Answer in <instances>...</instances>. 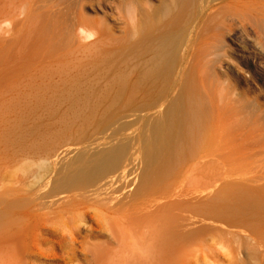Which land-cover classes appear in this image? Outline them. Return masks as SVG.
<instances>
[{
	"label": "rangeland",
	"instance_id": "1",
	"mask_svg": "<svg viewBox=\"0 0 264 264\" xmlns=\"http://www.w3.org/2000/svg\"><path fill=\"white\" fill-rule=\"evenodd\" d=\"M1 1L2 3L0 4V15L3 13L2 9H4L3 11L5 15L6 12H13V9L17 10L13 12L14 15L19 14L24 8L26 12L25 10L23 11L24 14L21 12V15H17V18H13V21L11 19V13L7 14L8 17L4 16L3 18L2 15L0 16L3 19H7V21H4L5 23L12 24V26L8 25L6 28L7 24L5 25L2 22L4 25L0 27L5 28L4 30L1 29L5 33L1 32L0 30V52L2 51V56L0 55V79L2 80H0V194H6L8 191L14 189H35L39 184L48 182L50 183V185H48V187L46 188V192H50V194L48 195H51L49 196L48 201L53 202L47 203L48 205L55 206L57 204H60V201L62 199L63 202H67V204H70L73 201L77 200L90 201L94 199H106L109 198L110 194H115V197H110L109 199H115V202L119 201V205H122L123 203V200H120L122 198L119 197V195H126L127 197H131V203H134L137 207L141 200L150 202L153 205L148 209L146 208L145 215H142V219L145 220L143 224L139 223L141 222L139 220H135V222H133L134 219L131 217L130 220L127 217H121L122 214L119 213L118 215L114 216L115 223L111 222V229L109 231H99V228L95 224H92L91 228L82 229L81 234L76 237V240L73 243V250L68 253L67 251H65L64 253L62 252L59 237L49 235L45 233L44 230L41 229V227H39L32 231V233H35V236L37 235L36 237H33V235L29 233L19 238L18 241L21 247L20 256L24 257L22 255L23 251L34 252L35 249H38L44 255L34 254L35 256L28 260H24L20 263H14L264 264V195L258 192L259 189H255V187H262V182L252 185L254 186V189L250 192L243 188V186L242 188L244 192L242 191V188H240L241 186L239 187L238 185L233 184L235 185V187H231L234 188L231 191H235L233 192V196H237L241 193L243 200L249 197V199L245 200V204L244 202L242 203L243 205H248V207L246 206V213H243L245 216H243L242 214V217H239L244 219L241 220L243 224H237L240 227L234 225L233 222L229 221L227 218H217L216 216L218 215L215 213V208L221 203L220 200L222 199L223 195H228L223 193L225 191L227 192L228 190H224L223 192L219 190L220 192H222V194L220 195V199L217 195V193L219 194L220 192H215L216 189H213V186L218 184V182H215V173L218 174V171L219 173L222 172V170L220 171L221 165H214L218 164L217 160L216 163L215 160H212L213 163L209 162L210 164L201 161L202 159H199L198 157L200 151L196 150L199 149L197 147L200 146L196 145V148H191L193 146L192 144V146L189 148L190 151L187 149L188 152L186 151L185 154L181 156L183 157V160L185 159L184 163L181 160L179 163L175 164V167L172 168V171L169 172L168 175L155 181L151 180L147 185H142L141 181L137 178L133 179L132 177L134 176V174L132 173V171H128L125 173V180L127 179L131 181H129L127 184H122L121 187H118L117 183H114L110 189H106L102 183H97L95 185L87 186L81 189L61 191L57 190L58 192L51 191L52 184L50 181H56L58 179L55 160L57 159L56 155H58L64 148L72 146H82L84 144L92 142L93 139H97L99 136H101L102 124L106 122V120L109 118V115L111 118L114 115V111H117V108L119 111L115 113H119L120 108H123V104L121 103V101H118V104L115 103L116 105L113 104V99L116 96V89L115 84L113 85V78L115 80L118 79V74L121 75L120 72L125 73L124 71H126L125 74L127 75V77L129 75L127 74V72L129 73V71H127L129 70V67L127 66V64H125L126 59H124L122 56L124 55L125 58L126 56L130 57V53H126V49L128 48L126 40L128 42L129 37L128 35L126 36V34H130V16L128 17V14L131 12L130 8L133 4L130 5V3L127 2H131L132 0H127V2L126 0ZM150 1L152 3L155 2V4L157 5L155 6L154 4H152L154 5L153 7H158L159 0ZM261 1H263L264 5V0ZM7 2H10V4H8ZM126 3L127 5H129L127 6ZM8 6L12 7L11 10H8ZM128 9H130L129 13ZM218 15L217 13H214L212 14V17H214L210 18H215L214 21L218 24L213 23L214 21L211 22V20L208 19L209 23L207 22L206 28L209 29V32L207 31V29L206 31L208 33L206 31V33L204 32L205 34H208L205 35V40L206 42H209L210 46L211 42L209 40V36L213 37L212 39L216 41L221 38L222 33L226 32L225 35H227L226 41L228 44L224 49L225 51H221L223 53H218L219 51L216 49H210L204 54L206 55V53L208 52L207 56H204V58L201 57V62L199 61V64H201L198 65V68H196L198 74L196 76V79H198V83L200 84L199 87H203L202 85L204 82V84L207 83L210 88L208 87L209 89H207V91H205L204 88H200L201 91L199 90V93L196 95L203 97L204 100L202 99V97L198 98L199 101L201 100V102L203 103L210 100L209 103L211 104L212 115L211 118H205V123L208 122V120L209 122L213 123V121L215 122V119L222 116L225 120V123L231 124L237 132L251 137L250 135L254 133V131H256L257 134L261 132V130H263L264 123H255V115L257 114L253 112L250 113L248 111L246 113L244 110L245 107H248V105L253 102L255 103L254 105L259 108L260 112L264 111V74H262L263 76H259L260 79H263V82L259 83L258 89L246 90L244 87H239L237 85L232 74L225 67H227V63H234L238 67L243 66V61H240L242 60L240 58V42L242 41V30L245 29L247 34L250 35L252 39H254V37L259 38V35H261L262 39L260 41H264V26L262 29L260 28V30L257 27H254V24L252 25V23L241 17H226L224 15ZM19 19L23 21H19ZM47 23L50 29H48V31H45L47 29L43 28L48 27V25L46 27ZM116 25L119 27V29H117L118 27ZM80 27L86 29L92 28L90 29L91 31H94L96 29L94 36L88 37V39L83 36H79L78 28ZM211 27H214V29H211ZM222 27L223 29L225 28V32L224 30L220 29ZM41 28L43 32H41ZM22 29L24 30L22 31ZM256 31H259L260 33L257 32L258 34H256ZM19 33L21 34V36ZM23 34H26L25 37ZM119 35L122 38H120ZM217 36L220 38H218ZM118 37L121 39L120 42H117L119 39ZM214 37L218 39L215 40ZM124 40L126 45L123 44ZM23 41L25 42V44L23 43ZM27 43L30 45L31 43H34L33 45H36L33 46L34 49L32 45L31 47H29L30 49H33V51L28 48ZM52 43H54L56 46V48L53 49L52 52L49 51L50 53L48 54L40 52L39 54L35 55V53H38L40 49H47L48 45ZM21 45L22 47H20ZM38 45L39 49L37 48ZM6 46H8V48ZM113 48H116L115 51ZM35 49H37L38 52ZM122 50H125V53ZM31 52H34V54H32ZM73 52L74 54H72ZM127 52L129 51L127 50ZM226 52L229 53V55ZM60 54L61 56H58ZM26 55L30 56L28 57ZM75 55L76 57H74ZM225 55H228L229 57H226ZM50 56L51 58H49ZM26 57L28 59L23 61L24 58L26 59ZM30 57L34 58L30 59ZM117 57L121 60L117 61ZM70 58H73L75 62L73 61L71 63L72 59ZM228 58L232 60H229ZM42 59L43 61H41ZM202 59L204 60L202 61ZM31 60H33V63L31 62ZM68 61L71 64H69ZM21 62L22 64H20ZM130 62L131 59L129 62H127L128 65L130 64ZM57 63V66H59L60 64V68L56 66ZM51 64L53 65L51 66ZM22 65H24L25 68ZM69 65H71L70 67H73L72 65H75L74 68L77 67L75 68V71L73 70V72L75 74V72L77 71L76 73L80 75L76 74L75 76H73L75 77V79L72 77L73 72L71 73V75L69 73V75L67 74V72L72 69H70ZM65 67L69 68H66L68 70L66 72L67 75H65ZM210 68L213 70L211 71ZM17 69L21 71L18 72ZM41 69H44V72L40 71ZM117 69L121 71H118ZM12 71L15 73L18 72L15 77ZM58 71H60V73ZM216 71L217 73H219V75L214 76V72ZM9 73H12V75H8ZM63 75L67 78L69 76L71 77L68 79H64ZM124 76L125 75L123 74V77L121 76V78L123 79L126 77ZM69 79H73V82ZM4 80L8 81L5 82ZM39 80L43 82L41 83ZM65 80H69L68 82H71L68 83L67 81L65 82ZM9 81L11 82L10 84ZM44 82H46L49 86L51 85V87L55 86V91L50 87L48 88L46 84L44 85V87L47 86L46 88L48 89H44L49 91L43 92V95L42 93L41 95H39L40 92H42L41 87L43 86V84H45ZM37 83L39 86H41L39 87L40 89H38ZM63 83L64 85L66 84V89H63ZM198 83L196 80L197 87ZM33 84L36 85L34 87H37V90H40V92H38L39 94L36 92L37 90H33V88L31 90ZM124 84L128 85L127 79ZM27 86H29V89L27 88ZM58 86H61L60 89L63 87V90H59L60 93L56 88ZM127 88L128 86H126L125 91H123V97L121 98L128 97ZM50 89L52 90L50 91ZM26 90H31L32 94L34 93V91L35 93H37L35 94L36 96L38 95V99L36 101L37 103H39L40 100L39 96H41V99L45 100L47 98H50L47 96H51L53 94L52 92H54V95L52 96L53 100L50 98L52 101H48L47 99L43 103L41 102L43 100H40V102L42 103H40L41 106H45L41 107L40 105L35 103L37 97L35 95H30L29 97L28 93H25ZM18 92H23L21 93L23 95L26 94V96L29 97V100H33V103L27 100L26 96H24V98L21 94V96H19ZM11 93L13 96H16L17 93V97H14L15 99L18 98L19 100V98L21 97L20 101L22 99V101H29L31 104L28 102V105L26 104V106H24L25 102L21 101V103L19 101L18 105L17 100H12L13 96H10ZM113 93H115L114 97ZM206 93L208 94L206 96L210 99L205 96ZM44 94L46 95L45 99ZM72 94L76 97L78 96L79 101L76 97L74 99V96ZM70 95L73 97L74 101L79 102L78 105L80 107L77 105V102L76 105H74L75 102H71ZM9 96L12 101L8 98ZM204 97L208 100H205ZM14 101L16 104L14 103ZM44 103L47 105H44ZM82 103H84V105ZM109 103L111 106L108 105ZM36 104L38 106H36ZM106 104L108 106H106ZM13 105H15L14 107L16 110L13 108ZM82 105L85 107L81 108ZM8 106L12 107L10 108L11 110H8ZM106 108L108 110H106ZM110 109L113 112V115H111L112 112L110 111ZM105 110L107 112H110L106 115ZM9 111H11V113ZM11 118L16 119L14 121V119L12 120ZM10 119L15 123L17 122V124H12V121L9 122ZM7 122L8 124H5ZM7 126H11V129L9 128L8 130ZM253 149L256 148L253 147ZM263 156L264 155H257V157H255V161L264 159ZM262 163L264 164V161H261L260 164ZM40 164L42 165L41 168ZM75 166V164H71L69 165L68 169H74ZM217 166H219L220 168ZM154 172V170L153 172H149V176L151 177ZM237 187L240 189L236 192V190H238ZM235 188L237 189L235 190ZM230 189L229 192L230 195H232ZM254 190H256L257 194L253 192ZM210 191L214 192V195H217L218 198L217 196L212 195L213 193L211 194ZM248 192L253 193L249 194ZM243 193H245V195ZM257 195H259L258 198ZM251 196L254 198L253 200ZM261 196L263 197L261 198ZM250 198L252 201L250 200ZM218 199L220 203L218 202ZM254 200L256 202L257 200L261 201L260 203L258 202V204H254ZM248 202H250L251 204L249 203V205ZM216 203L218 205H216ZM213 204L216 206L214 208L212 207V210L214 212H211V208L209 207L213 206ZM252 204L254 205V207L252 206ZM256 205H262V209ZM139 206L142 205L139 204ZM154 208L157 210V215L160 220L159 229L155 224L157 217ZM252 210L253 213H250V211ZM256 211L259 212L258 215H261H257L258 218L257 216H254L257 214H254V212ZM114 214L115 213H112V215ZM214 214H216V216ZM251 214L253 217L249 219V216H251ZM247 221H249L250 223ZM245 225H247V228H244ZM67 242V244L72 243L69 241ZM36 243L39 244L38 247H40L41 249H39L38 247L35 248ZM48 250L49 252H47ZM2 252V247L0 245V264H14L12 263L13 261H10V259L7 258V256Z\"/></svg>",
	"mask_w": 264,
	"mask_h": 264
},
{
	"label": "bare ground",
	"instance_id": "2",
	"mask_svg": "<svg viewBox=\"0 0 264 264\" xmlns=\"http://www.w3.org/2000/svg\"><path fill=\"white\" fill-rule=\"evenodd\" d=\"M132 1L127 2L126 0V2L130 3V5L133 4L130 8L131 12L130 9H128V13L129 12L131 13V14L129 13L130 15L128 14V17L130 16V28H129L130 34H126V36L127 35L129 36L128 42L126 40V44H128V48L126 47L127 48L126 53H130L129 54L130 57L126 56L125 58L124 55L122 56L124 59H126L125 60L126 63L125 61L124 63L127 64V66L129 67V70L126 69L127 71H129V73L127 72V74L129 75L127 77V75L125 74L126 71H124L125 73L120 72L121 75L117 73L119 80L118 79L115 80L113 78V80L115 81V83L113 81V85L115 84V89H116L115 91L116 96L114 95L115 93H113V97L115 96L113 99V104L115 103L118 104V101H121V103L123 104V108L122 107H121L122 109L120 108L119 113H115L119 111L117 108V111L116 110L114 111V115L110 109V111L112 112L111 115L113 116L110 118V115L108 114L109 118L107 120L105 118L106 122L104 120L103 121L105 123L102 121L104 123L102 124V128H101L102 133L101 136H99L97 139L95 140L93 139L92 142L89 141L90 143L84 144L82 146L67 147L64 148L60 153L58 152L59 154L56 155L57 159H55L58 179L56 181L54 180L50 181L52 184L51 191L81 189L87 186L95 185L97 183H102L106 189H110L114 183H117L118 187H121L122 184L124 183L127 184L129 181H131L127 179L125 180L126 177L125 173L128 171H132V173L134 174V176L132 177L133 179L137 178L141 181L142 185L143 184L147 185L150 183L151 180L155 181L168 175V173L172 171V168L175 167V164L179 163L181 160L184 163L185 159L183 160V157L181 156L185 154L187 149L190 151L189 148L193 144L191 148L193 147L196 148L197 146H200L197 147L199 149H196L200 151V153L198 154L197 153L198 151L196 153L198 154L199 159H202L201 161L210 164L209 162L213 163L212 160H215V163L217 160L218 164H214V165H221L222 169L219 166L217 167H219L220 171L222 170V172L219 173L218 171L219 169H218L217 170L218 174L215 173L216 176L215 182L216 183L218 182V184L213 186V189L217 190V191L215 190V192H220L219 190H221L222 192L224 190H228L227 191L228 193L226 191L223 192L224 194H228L225 196L223 195L224 199L223 197L222 199L220 197L222 192H220L219 194L217 193V195L221 199L220 200L221 203L219 202L218 199V202L220 203L219 205L216 203V205L218 206L214 204L213 206H210L209 208H211V212L213 211L212 207L214 208L216 206L215 213L218 216H216V214L214 215L217 218H221V219L227 218L229 221L233 222V224L236 226H238L237 224H241V223L243 224L241 220L244 219L239 217H242L241 215L243 213H246L245 211L248 205H243L242 203L244 202L245 204V200L249 199V197L248 198L245 197L246 199L243 200L241 193L238 194L237 196H233V192L235 191H231L232 189H234L231 187H235V185H238L239 187L241 186L240 188H242L243 186V188H245L250 192L251 190L254 189V186L252 185H255V183L262 182L261 183L262 187H257V188L255 187V189H259L258 192L264 195V164L263 163L260 164L261 161H264V159H259L258 161H255V157H257V155H264V139H263L264 128L263 130H261V132L257 134L256 131H254V133L250 135L251 137H248L244 134L237 132L231 124H226L222 116L215 119V122L213 121V123L209 122V120L208 122L205 123L204 122L205 118L206 117L211 118L212 115L211 104L209 103L210 100L204 97L205 100L208 101L203 103L201 102V100L199 101L198 99L199 97L202 96H198L196 94L199 93V90L201 91L200 88H204L205 91H207V89H209L210 87L207 83H206L207 85L204 84V82L202 85L203 87H199L200 84L198 83V79H196L197 78L196 76L198 75L196 68H198L199 67L198 65L201 64V63L199 64L201 57L204 58V56H207L208 52L206 53V55H204L206 51L210 49L211 50L216 49L219 51L218 53H220L221 51H225L224 49L228 44L226 41L227 35H225L226 33L224 30L225 28L223 29V27L220 29L224 30L225 33H222L221 38L217 36L220 39L214 37L215 40L218 39L214 41L212 39L213 37L209 36L211 47L209 46V42H206L205 35L208 34L205 33L207 31L209 32V29L206 28L208 19L211 20V22L214 21L215 19V18L210 19L212 17V14L217 13V15L219 14L218 16L224 15L226 17L227 16L241 17L247 20L248 22L252 23V25L254 24V27H257L258 29L260 28L262 29L264 26L263 1L261 0H161L160 1L159 0L158 7H153L154 5L155 6L157 5L155 4V2L152 3L150 0L147 1L132 0ZM1 3L2 1L0 2V4ZM7 3L10 4V2ZM11 6L10 7L8 6L9 7L8 10H11L12 8ZM3 10L4 9H2V12L4 13ZM24 10L25 8L21 11L23 14H24L23 12ZM14 11L17 10L13 9V12ZM13 12L10 11L8 12L12 14L11 16L12 21L13 18L15 19L17 15L18 16L21 15L20 14L21 12L19 13L20 15L19 14L14 15ZM3 13L1 14L3 18L4 16L8 17L7 12L6 15L5 13L3 15ZM3 18L0 17V25H1L0 27H2V25L4 24L5 25L7 24L6 28L8 25L12 26V24L10 23H5L4 21H7V19H3ZM19 21H23V20L19 19ZM48 23L46 24V27ZM213 23L216 22L214 21ZM214 27H211V29L212 28L214 29ZM1 29L4 30L5 28L3 27L0 28V30ZM43 29H47L45 31H48V29H50L49 25L47 28H43ZM78 29H79V36H83L87 39L88 37L94 36L96 30L94 28L95 30L93 29L94 31H91L90 29L92 28L86 29L81 27ZM117 29H119V27ZM3 30H1V32H4ZM23 30L24 29H22V31ZM41 32H43V30ZM257 32L260 33L259 31H256L255 33L258 34ZM23 35L25 37L26 34ZM241 36H242L241 37L242 41L240 40L241 55L240 54L239 55L242 60L240 59L239 60L243 61L242 62L243 66L238 67L234 63L231 64L227 63V67L225 68L230 71V73L234 78V81L237 83L239 87L240 86L244 87L246 90H250V89L256 90L258 89L259 83L263 82V79H260L259 76H263L262 74H264V41H260L262 39L261 35H259L260 39L258 37H256L258 39H256L255 37L254 39H252V37L247 34L245 29L242 30ZM120 38L122 37L120 36ZM120 38L118 39L117 42L121 41ZM211 40L214 42H212ZM23 43L25 44L24 41ZM33 44L31 43L32 47L36 46ZM123 44H125V40ZM29 45L30 44H28V48L31 47V45L30 46ZM6 47L8 48V46ZM20 47H22V45ZM1 48H2V44H1ZM37 48L39 49V45ZM55 48L56 46L54 43L49 44L47 49H43V50L40 49L39 52L37 49H35L38 52L35 53V55L39 54L40 52H44L48 54L52 52L53 49ZM33 49L30 50L33 51ZM127 50L129 52H127ZM122 51L124 52L125 50ZM1 52L0 55L2 56ZM34 52L31 53L34 54ZM72 54H74V52ZM227 54L229 55V53ZM228 55L225 56L229 57ZM26 56L29 57L30 55H26ZM51 56L49 58H51ZM58 56H61V54ZM74 57H76V55ZM31 58L34 57H30V59ZM128 58L131 59L129 65L127 62H129L130 59ZM27 59L28 58L26 57V59L24 58L23 61ZM70 59H72V61L69 60L71 61V63L73 61L75 62L73 58ZM228 59L232 60L230 58ZM118 60L121 59L118 58L117 61ZM203 60L204 59H202V61ZM32 61L33 60H31V62ZM41 61H43V59ZM58 63L56 64V66L58 65ZM71 63L69 62V64ZM20 64H22V62ZM52 65L53 64H51V66ZM22 66L25 68L24 65ZM70 66L71 65H69V67ZM72 66L73 67H70V69L72 68L71 69L72 71L71 70L68 71L67 69L69 68L65 67V69L67 68L65 71V75H67L68 73L71 75L73 70L74 71L76 70L75 68L77 67L74 68L75 65ZM17 70L18 72L21 71V70L19 71V69ZM43 70L41 69L40 71ZM117 70L121 71L119 69ZM210 70L212 71L213 69L210 68ZM58 72L60 73V71ZM76 72L75 74L73 72L72 77L78 74ZM12 73L14 77L17 74L13 71ZM12 73H9L8 75H12ZM123 74L126 76L124 77L127 79L128 85L124 84L126 79L121 78V76L123 77ZM215 75L217 76L219 75V73H217L216 71L214 72V76ZM70 77L71 76H69L68 78ZM63 78L68 79L66 76L64 77V75ZM73 78L75 79V77ZM196 80L198 83V87L196 86ZM7 81L8 80H6L5 82ZM66 81L67 80H65V82ZM71 81L73 82V79ZM10 83L11 82L9 81V84ZM44 83L45 84H43L42 87L39 86L37 83L38 89H40L39 87H41L42 92H40V90H37V87L35 88L34 86L36 85L34 84L33 87H31V90L33 88V90L34 89L37 90L36 91L37 93L40 92V94L38 93L39 95H41V93L43 95V92L49 91L45 89H48L49 87L54 89L55 87V86L51 87V85L49 86L46 82ZM46 84L48 88H46L47 86L44 87V85ZM65 85L63 86L64 88L62 87L63 89H66ZM126 86H128L127 88L128 97L121 98L123 97L122 93L123 91H125ZM60 87L59 86L56 87L58 91L59 90L61 91L62 88L60 89ZM27 88L29 89V86H27ZM52 89H50V91ZM31 90L25 91L26 94L28 93L29 97L30 95L33 96L37 94L35 93V91L32 94ZM21 93H19V96L22 95V97L24 98L26 94L23 95ZM52 93H53L52 95L50 94L51 96H47V97H50L53 100L52 96L54 95V92ZM206 95L208 94L206 93L205 96ZM10 96H13L12 93ZM10 96L8 97L9 99ZM14 97H17V93L16 96H13L12 100L15 99ZM26 97L27 100H29V97L28 96ZM39 97L40 100H43L41 99V96ZM45 97L46 95L44 96V99ZM70 97H71L70 98L71 102L72 101L75 102V104L74 103L73 104L76 105L77 101H74L76 96H74V99L71 95ZM20 98L19 100L18 98L15 99L18 101L17 104L19 103ZM50 98H47L48 101L49 100L52 101ZM76 98L79 101L78 96ZM37 99L38 97L36 98L35 103H37L36 102ZM47 99L41 102L43 103ZM40 100L39 103L37 104L41 106L42 103L40 102ZM29 101L33 103V100L31 101L30 99ZM29 101L27 102L24 101L25 102L24 106H26V104L28 105ZM37 104L36 106H38ZM78 104L79 102H77V105ZM82 104L84 105V103ZM254 104L255 103L252 102L250 105H248V107H245L244 111L246 113L248 111L250 113L253 112L257 114L255 115L256 117L255 123L259 124L260 122L262 124L264 123V111L260 112L259 108L256 107ZM44 105L47 104L44 103ZM108 105H110V103ZM108 105L106 104V106ZM10 106H8V110L12 108ZM14 106L15 105H13V108L15 109ZM82 106L81 108L85 107ZM41 107H45V106H41ZM106 110L108 109L106 108ZM110 111L108 112L106 111L105 114L107 115V113H109ZM9 112L11 113V111ZM10 113H9V118H10ZM11 119L9 122H11L14 118L12 120ZM13 123L15 122L12 121V124ZM5 124H8V122ZM15 124H17V122ZM8 126L7 129L8 130L9 128L11 129V126L10 127ZM253 147H255L256 149H253ZM71 164H75L76 166L74 169L69 170L68 167ZM41 167L42 165L40 166V168ZM153 170L155 172L150 177L149 172H153ZM48 185H50V183L45 182L43 184H39L35 189H30V190L14 189L8 191L6 194H2V193L0 194V243H1L0 245L2 247V251H3L2 253H4L7 256V258L10 259V261L12 260L13 261L12 263L14 262L20 263L24 260H28L34 257L35 256L34 254L44 255L41 251L35 249L34 252L23 251L22 255L24 257L20 256L21 247L18 241L19 238L29 233L33 235V237H36L37 235L35 236V233H32V231H34L39 227H41V229H43L45 233L59 237L62 252L64 253L65 251H67L68 253L73 250V243L76 240V237L81 234L82 229L91 228V225L95 224L99 228V231H109L111 229V222L115 223L114 216L118 215L119 213L122 214L121 217H127L129 218V220L131 217L134 219L133 222H135V220H139L141 221L139 223L143 224L145 220L142 219V215H145L146 208L148 209L149 207L153 206L152 203L146 202L145 200H141L139 204L142 206H139L138 204L137 207L134 203H131L132 198L127 197L126 195H122V196L119 195V197L122 198L120 200H123L122 205H119L120 203L119 201L115 202L114 201L115 199H109L110 197H115V194H110L109 198L106 199H94L90 201L77 200V201H73L70 204H67V202H63L62 199L60 201V204H57L55 206L48 205L47 203H53L52 201H48L49 196H51L48 195L50 194V192L49 193L46 192V188L48 187ZM237 188H235V190ZM240 188H238L236 192L239 191ZM229 189L232 195H230ZM253 192L257 194L256 190H254ZM211 194L214 195L215 193L211 192ZM243 194L245 195V193ZM258 196L259 195H257V198ZM262 197L263 196H261V198ZM253 199L254 198L252 197V200ZM260 201L257 200L256 202L254 200L255 202L254 204H258V202L260 203ZM249 203L250 202H248V204ZM252 206L254 207L253 204ZM261 206L258 207L262 209ZM253 210L250 211V213H253ZM155 211L157 217L155 224L156 227L159 229L160 220L157 215L156 209ZM257 211L254 212V214L257 213L256 215L253 214L255 217L259 213ZM112 213L115 214L112 215ZM243 216L245 215L243 214ZM249 217H250L249 219H251V217H253L252 214ZM244 228H247V225H245ZM67 241L72 243L67 244L68 243ZM38 246L39 244L36 243L35 248H37ZM38 248L41 249L40 247ZM47 252H49V250Z\"/></svg>",
	"mask_w": 264,
	"mask_h": 264
}]
</instances>
